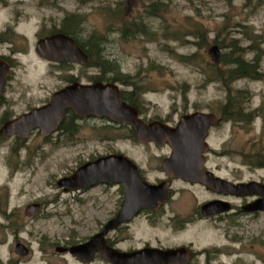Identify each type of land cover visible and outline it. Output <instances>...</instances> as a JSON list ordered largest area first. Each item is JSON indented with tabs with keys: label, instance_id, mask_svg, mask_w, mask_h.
<instances>
[{
	"label": "rangeland",
	"instance_id": "rangeland-1",
	"mask_svg": "<svg viewBox=\"0 0 264 264\" xmlns=\"http://www.w3.org/2000/svg\"><path fill=\"white\" fill-rule=\"evenodd\" d=\"M151 5L157 9L155 15H149ZM71 15L80 18L77 29ZM135 23L145 32H135ZM62 26H71L80 40L92 33L104 37L102 54L131 85L116 83L121 90L135 89L131 97L145 120L215 112L216 103L222 108L234 90L246 85L247 113L264 106V0H0V36L6 39L0 42V55L10 58L12 66L0 105V125L48 101L72 77L87 83L100 74L93 66L56 65L39 57L38 39ZM197 32L205 35L204 42H199ZM233 43L244 51L236 47L233 53L229 46ZM215 44L225 61L235 53L249 61L260 55L259 78L223 80L218 68L229 65L214 62L210 48ZM253 47L259 49L257 54ZM180 56L193 62H180ZM114 75L105 72L104 78ZM255 116L252 123L247 119V172L242 167L240 175L247 181L264 180L259 165L264 150L249 142L261 134L259 130L264 134V111ZM67 128L48 139L34 130L24 141L14 136L0 141V214H4V218L0 215V264H74L68 255L57 254L55 247L83 241L95 232L104 218L99 210L103 197L94 191L64 192L56 185L58 179L107 153L121 152L139 162L164 151L139 145L126 126L114 127L99 119L77 121ZM245 140L244 121L231 120L214 130L208 143L218 152L220 167L228 171L245 161ZM192 191L201 199L198 190ZM30 203L42 204L35 216L24 214ZM228 234L239 235L241 243L233 244ZM191 235L198 240L194 249L224 247L227 253L218 257L222 264H264V213H247L243 227L228 231L213 222H199ZM15 240L29 248L27 255L15 253Z\"/></svg>",
	"mask_w": 264,
	"mask_h": 264
},
{
	"label": "flooded vegetation",
	"instance_id": "flooded-vegetation-1",
	"mask_svg": "<svg viewBox=\"0 0 264 264\" xmlns=\"http://www.w3.org/2000/svg\"><path fill=\"white\" fill-rule=\"evenodd\" d=\"M69 27L71 28V26ZM59 32V29L51 30L46 34H43L38 39V41L46 36ZM4 40L6 39L0 36V42ZM38 41L36 43V51ZM0 56L1 58L5 59L3 55ZM5 60H8L7 62L9 64L11 63L10 58ZM54 64L61 65L63 63ZM73 80L74 79L72 77L70 82L66 81L53 93L67 86L68 84H71L74 82ZM5 87L6 83L2 90L0 105L2 103V99L4 98ZM121 91L130 92L131 90ZM53 93L50 95V98ZM241 97L244 99L243 106L241 103ZM128 99L132 102L134 101L132 97H128ZM46 102L27 108L22 113L14 114L9 119L16 118L19 115L30 111L34 107H39L45 104ZM216 107L217 108L215 112H208L215 116V124H212L206 129L205 137L203 139L205 144H200L197 147L198 157H201L202 176L213 181L218 178V180L221 179L222 181L228 182L232 185L245 184L247 183V178L243 179L240 175L241 172H243L242 167L244 168V171L247 172V119H249V121L251 120V123L254 122L256 119L255 115H259V112L264 111V108H262L264 106L253 108L249 113H247L246 85L244 86V89L240 88L234 90L231 93V98H228L222 108H220L217 103ZM136 108L138 109V107ZM189 113L181 114L176 120L160 118L145 120L138 110V115L144 123L148 124L152 121H159L169 127H175L181 117ZM237 117H242L245 124V161L242 164H238L236 169L230 168L228 171H226L223 167H220L219 162L216 161V159L219 157L218 152L214 151L209 146L208 139L214 130L219 129L221 126L225 125L231 120H235ZM87 119L99 118L92 116L79 117L71 110H66L65 117L58 125L57 129L48 136H40L48 139L49 136H52L53 134L62 135L66 131H69L67 127L75 126L77 121H83ZM99 120L105 121L107 124L110 123V125L114 127L126 126L132 135L134 133L133 128L129 125L112 123L105 118ZM249 127L254 129V127L251 125H249ZM259 133H261L259 136L253 135L254 138L250 139L249 142L250 145H255L258 148H264V134H262V130H259ZM138 144L148 148H153L155 150L164 149L163 152L152 153V155H150L152 159H146L145 161L139 162L120 152L131 159L142 182L154 186L163 185V187H165L167 193L166 196H164V202L160 203L159 200H156L154 203H152L154 208H138V210H136V212L130 218L120 221L112 228L105 229L107 224L123 209L126 193L133 194V197L134 195L139 197L143 196V193L139 190L138 185L131 182L124 183L123 181H105L77 189L61 188V190L64 192L69 191L73 194L76 193L77 195H80L86 191H94V194H99V196H102L103 201L99 205V210L101 213H103L104 218L102 220L99 219V223L96 224L97 228L93 234L89 235L83 241L62 243L61 245H57L55 247L56 253L59 255H68L74 261V264H92L96 259H100L101 264H112L105 255H101L99 250H96L94 257L91 260L80 259L68 251H57V248L67 249L77 244L86 243L92 238L93 235L102 232L99 243H105L106 248L115 250L119 253L128 254L143 250H155L152 252L153 256H157L156 258L161 260L155 264H222L218 257L227 253L225 251L226 249L219 246H215L214 249H194V243H198V240L192 237V228L196 225V223L199 222H213L217 228H221L223 230L227 229V231L230 229L241 228L245 223H247V202L256 200L259 198V196L257 194L247 195L245 190H232L229 186L225 185V183H223L221 186L213 187L204 182H194L180 177H173L171 176L170 171L164 165L165 160L170 158L172 155L173 146L171 144H157L154 142ZM115 153L120 154L119 152H111L103 156ZM262 165H264V163ZM110 172L115 173L117 172V169L112 168ZM261 182L264 183V180ZM192 189L199 191L201 199H198V197L194 195V191H192ZM40 205L42 206L41 203ZM261 213H264V211ZM0 215L4 218L3 213ZM9 217L10 216L7 214L6 219H9ZM7 224V229H11V221ZM227 238L230 239L233 244L241 243L239 235L228 234ZM13 243L16 245L21 242L15 240ZM168 251H172L171 254L167 255L169 256V259H166L167 256H163L161 258L163 253ZM243 252L244 251L241 249V247H239L237 253L241 254ZM238 259H241V257H235V260ZM242 264L247 263L243 262Z\"/></svg>",
	"mask_w": 264,
	"mask_h": 264
},
{
	"label": "water",
	"instance_id": "water-1",
	"mask_svg": "<svg viewBox=\"0 0 264 264\" xmlns=\"http://www.w3.org/2000/svg\"><path fill=\"white\" fill-rule=\"evenodd\" d=\"M37 51L42 58L57 63L84 65L88 59L87 54L74 39L64 33H54L40 39ZM210 52L214 56V62L217 63L219 61L217 45H213ZM9 74V65L0 59V95ZM67 109L79 117H106L112 122L127 124L133 127L134 139L139 143L151 141L157 144H171L173 146L172 155L164 162L171 176L204 182L213 187L225 183L232 190H245L247 194H258V199L247 203V212L264 211V183L251 180L245 184L232 185L218 178L213 181L202 176L201 157H198L197 147L205 144L203 141L205 131L215 124L213 114L196 111L184 115L175 127H169L158 121L145 124L138 117L137 109L122 100L117 84L110 81H96L87 84L74 81L53 93L48 103L6 121L0 126V136L15 135L20 139H26L36 128L41 135L46 136L56 130ZM112 168L117 169V172H110ZM105 181L131 182L138 185L143 193L141 197L135 195L133 197V194L126 193L123 209L107 224L105 229L112 228L120 221L130 218L138 208H154L152 203L156 200L160 203L164 202V196L167 193L163 185L154 186L142 182L133 162L122 154L101 156L86 162L69 176L58 179L56 185L59 188L77 189ZM39 210L38 203H31L25 207L24 213L32 216ZM101 235L102 232L97 233L88 242L72 246L68 248V251L80 259L91 260L96 250H99L101 255H105L112 264H155L161 261L156 258L157 256H153L152 252L155 250L126 254L106 248L105 243H99ZM66 250L57 248V251ZM15 253L24 256L28 250L18 243L15 245ZM171 253L172 251L165 252L161 258ZM166 259L168 260L169 256Z\"/></svg>",
	"mask_w": 264,
	"mask_h": 264
},
{
	"label": "trees",
	"instance_id": "trees-1",
	"mask_svg": "<svg viewBox=\"0 0 264 264\" xmlns=\"http://www.w3.org/2000/svg\"><path fill=\"white\" fill-rule=\"evenodd\" d=\"M79 3H86L88 1L91 0H78ZM153 5L149 6L150 11H149V15H155L157 9L152 7ZM74 23L76 25V29L78 28L79 24H80V18L78 17V15H71ZM139 25V23H135V32H139L140 34H142L141 32H145L142 31V29H139L137 26ZM69 28V29H68ZM75 29V31H77ZM61 32L71 35L76 43L81 47V49L87 54V64L85 66H93L96 67L98 69H100V74L92 77L91 80L93 81H112V82H118L120 81L122 84L125 85H131L130 80L127 79V76L124 77H119L115 72L116 69L113 66V62L109 61L108 59L105 58V56L102 54L103 51V43H104V37L99 35V34H95L92 33L87 40H80L79 38H76V32H72V28L65 27L62 26L61 29H59ZM136 34V33H135ZM198 36H199V42H204V37L205 35L203 33L197 32ZM130 36L134 35V32H132L131 34H129ZM220 46L223 47V45L221 43H219ZM229 46H231L233 48V53L238 51L236 49V47L238 48V45L233 43L230 44ZM239 49V48H238ZM239 50H243L244 49H239ZM252 51L257 52L259 51L258 48L253 47L251 49ZM224 55H222V57H220V63H224V65H229L228 68H226L225 70H223V68H218V72L223 74L222 79H228V80H235V79H239V78H251V79H257L259 78L260 75L259 74V62L261 60L260 55L254 57L253 60H245L244 58H242V56L239 53H235V56L232 58L227 59V61H225L224 59ZM191 57H186V56H180L179 57V61L180 62H184V63H192V59H190ZM222 63V64H223ZM216 68V66H214ZM105 72H113L115 75L110 77V78H104V74ZM214 72V74H216V71H212ZM218 73V77H220V74ZM136 88V87H135ZM135 92V89H134ZM133 91L130 92H125V91H121V98L124 101H127L129 104H132L134 106L137 107V105L135 104V101H130L128 99V97H131L132 94L134 93ZM134 100V99H133ZM235 121L237 122H242L244 121V119L242 117H237L235 119ZM262 149V148H260ZM264 150V149H262ZM261 150V151H262ZM263 163V161H261ZM260 166H262V164H259Z\"/></svg>",
	"mask_w": 264,
	"mask_h": 264
}]
</instances>
